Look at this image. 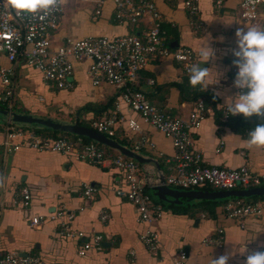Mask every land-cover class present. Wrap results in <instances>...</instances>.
I'll use <instances>...</instances> for the list:
<instances>
[{
  "label": "crops",
  "instance_id": "0c3cea01",
  "mask_svg": "<svg viewBox=\"0 0 264 264\" xmlns=\"http://www.w3.org/2000/svg\"><path fill=\"white\" fill-rule=\"evenodd\" d=\"M240 1L225 0L217 11L213 0H198V15L203 26L196 30L191 26L183 0H154L162 18L161 25L167 31L166 38L173 48H190L195 54V63H199L196 51L210 34L212 45L217 50L215 61H210L205 67H212L214 63L223 76L219 85H209L202 90L210 93V106L206 118L192 134L194 147L201 153L203 164L232 169L246 164L254 174L263 178L264 184V146H247L249 131L264 123V117L253 115L245 118L240 114L236 116L247 119L249 126L245 127L240 122L228 126L221 123V118L217 120L211 107L219 110L225 107L220 105L223 103L221 97L213 98L217 90L227 95L239 91L232 87L235 74L229 69L227 57L231 48L236 46V28L245 27L238 14ZM92 7L86 1L67 0L54 43L66 37L115 36L133 32L131 24H119L114 20L111 0H107L97 20L91 17ZM221 36L222 42L216 39ZM88 64V61L75 62L72 87L61 89L45 82L40 72L22 59L11 63L4 53H0V66L12 70V95L6 102V110L51 118L61 123H76L77 120L101 119L118 104L120 113L125 118L137 120L142 133L152 142L153 147L145 145L137 153L153 159L143 163L142 167L157 175L159 168L166 167L175 155L171 139L143 122L139 114L128 110L113 86L107 83L93 85L87 73ZM184 75L182 65L172 57L152 58L141 72L139 89L171 115L186 118L195 101L181 99L177 84ZM150 78L154 80L152 84L147 81ZM2 90L3 85L0 84V92ZM87 104H94L98 111H103L85 112L83 107ZM7 120V116L0 115V141L5 138ZM11 126L20 129L31 127L19 123ZM115 136L120 140L119 144L132 150L140 135L132 132L124 122L118 124ZM220 139L223 144L219 149ZM85 185L94 189L90 198L83 194ZM23 188L30 195L27 207L21 202ZM119 188L125 189L126 186L122 171L116 167L79 160L71 152L30 146L6 150L0 146V252L37 254L42 260L54 264H171L183 250L186 253L184 264H210L211 256L215 259L231 253L234 243L236 251H243L244 245L245 251L229 255L228 264H245L249 254L264 251V203H259L263 208L260 214L236 219L227 217L224 210L226 203L241 201L233 200V197L214 199L208 204L201 200L184 201L177 204V208L164 206L154 223L149 225L137 219L135 206L117 194ZM211 208L212 212H209ZM102 211L107 213L105 220L101 219ZM59 212L62 214L56 215ZM35 215L45 218L37 227L29 224V219ZM148 228L158 234L155 253L141 240ZM257 231L262 232L257 234ZM95 235L101 236V247L91 246L81 255L79 251L83 242H93Z\"/></svg>",
  "mask_w": 264,
  "mask_h": 264
},
{
  "label": "built area",
  "instance_id": "2783aa9c",
  "mask_svg": "<svg viewBox=\"0 0 264 264\" xmlns=\"http://www.w3.org/2000/svg\"><path fill=\"white\" fill-rule=\"evenodd\" d=\"M66 1L59 0L57 6L47 11L34 14L25 12L18 15L8 5L7 0H0V53H4L11 63L22 59L25 64L38 70L45 82L61 89L72 87L74 63L88 61L87 73L92 84L98 86L107 83L113 86L128 110L139 114L143 122L171 139L175 155L166 167L159 168V173L155 175L143 168V163L120 152L107 151L95 142L85 141L82 136L54 137L37 134L32 129L11 126L9 119L5 138L0 141V146L6 150L30 146L54 152H71L79 160L120 169L126 188L117 189V194L125 197L135 206L138 213L137 219L140 222L149 225L157 219L161 208L154 206L149 192L145 189L147 186L149 188L158 184L161 176L164 177V184L177 189L209 186L214 190H230L240 186L244 188L261 186L263 178L254 174L246 164L236 169L203 164L202 155L194 147L192 136L208 112L203 99L196 100L187 117L181 118L171 115L167 110L150 102L146 94L139 89V74L152 58L170 56L182 65L186 74H188L187 67L196 61L195 54L190 48L184 46L173 48L166 39L165 30L161 25L162 18L154 0H111L114 20L119 24H131L135 28L133 32L115 36L90 34L79 38L66 37L55 44L53 38L59 29ZM81 1L93 5L91 12L93 20H97L102 15L107 2V0ZM224 1L213 0L214 9L220 10ZM183 7L190 18L192 28L196 30L202 28L198 15V0H183ZM238 14L244 26L264 28V0H241ZM231 50L227 63L230 71L235 74L237 69L232 64L234 57ZM178 56H183L184 59H177ZM11 75V68L0 66V84L3 85V90L0 92V105L9 102L11 98ZM147 81L149 84L154 82L152 78ZM222 113V120L225 122L230 114H227L226 107L223 108ZM124 122L132 132L140 135L138 141L134 143L133 151L137 152L145 145L153 147L149 138L142 133L137 120L125 118L120 113L118 104L107 116L92 120L90 124L95 131L111 138L116 134L118 124ZM17 138L23 139L17 142L15 141ZM222 144L220 139L219 149ZM93 191L92 186L85 185L83 194L90 198ZM20 195L22 205L29 206L28 190L23 188ZM224 210L227 217L241 219L260 214L263 208L258 202L237 201L226 203ZM61 214L59 212L56 215ZM106 218L107 213L102 211L101 219ZM44 219L43 216L35 215L29 219V224L37 227ZM65 233L72 235L70 232ZM141 240L151 252H156L158 234L155 230L148 228L142 234ZM100 242V235H95L93 242L85 240L79 253L83 255L91 246L100 248ZM216 242L218 243L219 240ZM185 259L186 253L181 250L171 264H184ZM0 264L54 263L42 260L37 254L0 252Z\"/></svg>",
  "mask_w": 264,
  "mask_h": 264
},
{
  "label": "clouds",
  "instance_id": "9594fccd",
  "mask_svg": "<svg viewBox=\"0 0 264 264\" xmlns=\"http://www.w3.org/2000/svg\"><path fill=\"white\" fill-rule=\"evenodd\" d=\"M59 0H7L8 5L19 15L21 13H37L47 11L57 6ZM231 24V23H226ZM235 45L232 56V64L237 69L232 82V87L239 89L232 95H227L217 90L214 99L221 97L227 114L233 116L242 114L245 118L253 115L264 117V28L258 26L237 27L235 30ZM223 41V37L216 38ZM213 37L209 34L203 40L196 55L199 63H192L186 69L190 86H199L203 91L209 85H219L223 76L216 65L205 67L216 59L217 50L212 45ZM177 59H184L178 56ZM247 146L249 148L264 146V123L257 124L248 133ZM262 231H257V234ZM256 234V235H257ZM256 237V236H255ZM233 243V242H232ZM233 251L213 259L210 264H228L229 255H235L236 245L233 243ZM245 264H264V251H255L246 257Z\"/></svg>",
  "mask_w": 264,
  "mask_h": 264
},
{
  "label": "water",
  "instance_id": "95a60500",
  "mask_svg": "<svg viewBox=\"0 0 264 264\" xmlns=\"http://www.w3.org/2000/svg\"><path fill=\"white\" fill-rule=\"evenodd\" d=\"M0 115L7 116L10 123L39 125L46 128H50L54 131L68 132L79 136H85L97 143L105 145L109 148L115 149L121 154L133 158L140 163H147L153 161L152 158H146L139 153L119 144L114 139L107 137L106 135L95 131L84 125L77 123H61L54 121L51 118H39L28 114H20L14 110H0ZM159 168V164L155 162ZM151 194L157 198V200L165 203H184L191 200H214L225 198H247L253 195H264V186H254L237 188L230 190H214V189H177L172 188L164 184V177L161 176L158 184L149 187ZM184 199V200H182Z\"/></svg>",
  "mask_w": 264,
  "mask_h": 264
},
{
  "label": "trees",
  "instance_id": "16d2710c",
  "mask_svg": "<svg viewBox=\"0 0 264 264\" xmlns=\"http://www.w3.org/2000/svg\"><path fill=\"white\" fill-rule=\"evenodd\" d=\"M162 29L165 30V28L163 26H162ZM133 30H135V28H133ZM165 32H167V31L165 30ZM166 35H167V33H165V36ZM166 39L169 41L168 38H166ZM141 72L139 74V83H141V80H142ZM177 86H178V89L180 91V95H181L182 101L191 102V101H196V100L201 98V99H203L207 109L209 108L210 102L208 101V99H210V93L207 92V94H206V92H203L202 89L199 86H197L196 88H193L192 86H190L189 81H188V74L185 73L184 77L182 78V81L179 82L177 84ZM150 102H152V101H150ZM211 107L213 108V111H215L214 113L216 115L217 120H220V118L222 119V117H223L222 110L216 109L215 106H211ZM6 109H8L7 103H3V104L0 105V110H6ZM109 110L111 111V108ZM83 111H85V112L86 111H97V112L101 113L103 111V109H99V111H98L96 109V105L87 104L85 107H83ZM246 120L247 119H240V117L239 118L237 116L234 117L233 115L230 114V115H228L227 120L225 122H221V123L222 124L226 123V125H228V126H233L234 125L233 122L237 123V125H238V122H240L243 126L245 125V127H246V126H249L246 123ZM91 121L77 120L76 123L79 124V125H84V126H87L89 128H92V126L90 124ZM25 127H29V125L25 126ZM25 129H32L37 134L52 135L54 137H61V136L75 137V136H77L75 134L68 133V132L54 131V130H52L50 128H46V127L31 126L29 128H25ZM82 137L84 138L85 141L95 142V141H93V140H91V139H89V138H87L85 136H82ZM111 138L114 139L115 141H117L118 143H120V140L117 138V136L114 135V136H111ZM95 143H97V142H95ZM97 144L100 147H102L105 150H107V151H110L112 153L116 152V150H114L112 148H109V147H107L105 145H102L100 143H97ZM162 166H163V164H162ZM261 186H264V184H261ZM239 188H244V187L240 186ZM197 189H213V188H211L209 186H205V187L197 188ZM145 190L147 192H149V195L151 196V198L153 200L154 206H159L161 209L164 208V206L165 207L170 206V207L177 208L179 206L177 204H181V203H177V204L168 203L167 204V203L162 202V201H156V199L153 198V195L151 194V192L148 189H145ZM235 199L236 200H241L242 202H245V203H255V202L264 203V195H261V196L253 195V196H250V197H247V198H234L233 197V200H235ZM201 201L206 203V204H208L212 200H201ZM207 211H208V209H207ZM209 212H212V208L209 210Z\"/></svg>",
  "mask_w": 264,
  "mask_h": 264
},
{
  "label": "rangeland",
  "instance_id": "374dc122",
  "mask_svg": "<svg viewBox=\"0 0 264 264\" xmlns=\"http://www.w3.org/2000/svg\"><path fill=\"white\" fill-rule=\"evenodd\" d=\"M27 125H28V124H27ZM29 126H38V127H43V126H39V125H33V124H32V125H29Z\"/></svg>",
  "mask_w": 264,
  "mask_h": 264
}]
</instances>
